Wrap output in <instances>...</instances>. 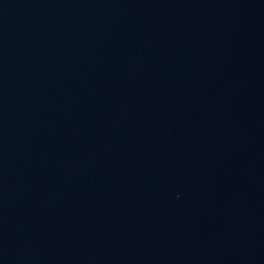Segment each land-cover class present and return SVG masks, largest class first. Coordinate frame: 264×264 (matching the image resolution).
Here are the masks:
<instances>
[{
    "label": "water",
    "instance_id": "obj_1",
    "mask_svg": "<svg viewBox=\"0 0 264 264\" xmlns=\"http://www.w3.org/2000/svg\"><path fill=\"white\" fill-rule=\"evenodd\" d=\"M0 264H264V0H0Z\"/></svg>",
    "mask_w": 264,
    "mask_h": 264
}]
</instances>
